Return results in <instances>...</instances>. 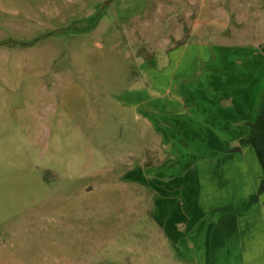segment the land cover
I'll list each match as a JSON object with an SVG mask.
<instances>
[{"label": "rangeland", "instance_id": "rangeland-1", "mask_svg": "<svg viewBox=\"0 0 264 264\" xmlns=\"http://www.w3.org/2000/svg\"><path fill=\"white\" fill-rule=\"evenodd\" d=\"M105 1L0 0V264H188L151 186L254 156L225 123L215 136L176 118L225 114L196 102L219 74L198 96L192 79L223 72L228 50L263 75L264 0Z\"/></svg>", "mask_w": 264, "mask_h": 264}, {"label": "crops", "instance_id": "crops-1", "mask_svg": "<svg viewBox=\"0 0 264 264\" xmlns=\"http://www.w3.org/2000/svg\"><path fill=\"white\" fill-rule=\"evenodd\" d=\"M244 34L249 35L247 32ZM235 54L240 52L226 51L227 62L219 69L223 72L214 67L213 71L204 74L195 72L192 79L193 83L199 79L193 86V95L198 96L197 91L203 89L202 81L210 83L218 77L211 79V73L219 74L223 81L220 91L212 87L213 83L208 88V92L216 94L214 101L199 102L205 99L200 96L196 102L201 106L224 105L225 114L214 113L212 119L200 113L177 114L179 131L191 129L195 132L205 128L216 136L225 123V130L231 132L230 137H234L236 131L235 135L242 139L249 135L250 124L255 122L264 107V73L260 75L255 68L252 72L249 65H232ZM261 58H264L263 53ZM175 68L178 70L179 65ZM170 83L168 91L181 88ZM175 93L171 102L182 105L183 92ZM218 93L224 96L218 97ZM183 95L185 97L186 92ZM167 102L170 103V99ZM173 132L168 130V137L175 135ZM176 136L181 137L180 133ZM201 152L199 149L191 151V154L194 157ZM229 152L223 158L214 156L210 161H194L192 168L183 176L180 170L184 166L179 167V164L177 179L168 180L163 189L151 186L162 204L161 225L176 249L183 251V260L188 264H264V193L258 192L263 169L255 151L254 156L251 150L246 154L242 150ZM178 153H181L179 148L172 147L171 154Z\"/></svg>", "mask_w": 264, "mask_h": 264}, {"label": "trees", "instance_id": "trees-1", "mask_svg": "<svg viewBox=\"0 0 264 264\" xmlns=\"http://www.w3.org/2000/svg\"><path fill=\"white\" fill-rule=\"evenodd\" d=\"M264 55V45L260 47ZM243 144L252 146L264 173V107L255 122L250 124V133L241 139ZM259 194L264 193V176L260 181Z\"/></svg>", "mask_w": 264, "mask_h": 264}, {"label": "water", "instance_id": "water-1", "mask_svg": "<svg viewBox=\"0 0 264 264\" xmlns=\"http://www.w3.org/2000/svg\"><path fill=\"white\" fill-rule=\"evenodd\" d=\"M110 1H111V0H106L104 5H108ZM239 151H241L240 148H235V149H232V150H231V152H239Z\"/></svg>", "mask_w": 264, "mask_h": 264}, {"label": "flooded vegetation", "instance_id": "flooded-vegetation-1", "mask_svg": "<svg viewBox=\"0 0 264 264\" xmlns=\"http://www.w3.org/2000/svg\"><path fill=\"white\" fill-rule=\"evenodd\" d=\"M98 15H99V12H96L91 19H94L95 22H97L98 20Z\"/></svg>", "mask_w": 264, "mask_h": 264}]
</instances>
